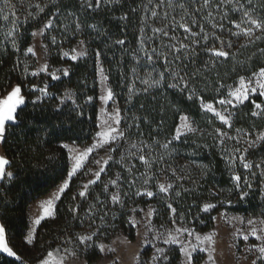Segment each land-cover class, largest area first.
I'll return each instance as SVG.
<instances>
[{"label": "trees", "instance_id": "trees-1", "mask_svg": "<svg viewBox=\"0 0 264 264\" xmlns=\"http://www.w3.org/2000/svg\"><path fill=\"white\" fill-rule=\"evenodd\" d=\"M252 20L264 25V0H0V99L16 86L25 99L2 142L13 175L0 184V223L19 259L0 253V264H35L65 248L81 249L95 264L103 257L99 243L120 232L135 241L130 217L137 206H154L158 226L176 217L200 232L212 230L223 210L264 215V139L250 142L264 134V110L253 114L263 99L239 107L230 130L202 108L264 69V27ZM49 22L55 80L32 74L37 63L27 51ZM80 42L87 56L64 59L63 50ZM99 60L121 110L123 137L86 195L87 168L71 181L29 246L31 206L69 177L65 146H89L98 134ZM45 86L47 95L40 92ZM183 115L195 130L175 141ZM206 204L216 207L207 212ZM179 260L174 249L168 264Z\"/></svg>", "mask_w": 264, "mask_h": 264}, {"label": "rangeland", "instance_id": "rangeland-1", "mask_svg": "<svg viewBox=\"0 0 264 264\" xmlns=\"http://www.w3.org/2000/svg\"><path fill=\"white\" fill-rule=\"evenodd\" d=\"M49 23L34 32L33 42L29 47L33 49V52H28V55L34 57L37 63L35 69L32 71V74H38L34 76H39L41 74H48L52 76L54 74L59 77L57 70L53 72L48 71L49 49L45 42V36L46 31L51 27H48ZM65 53H68V55L66 56ZM80 53L83 54L79 55ZM73 55L77 56L75 60L72 59ZM62 56L66 60H81L87 56L86 46L83 42H80L72 49L63 50ZM45 66L47 68L46 71L43 70ZM259 73L260 71L252 76L244 77L243 86L241 85L240 80L238 85L228 93L227 97L221 99L225 101V103L221 104V100H218L215 103H204L202 105L204 112L215 116L218 121L227 128V130H230L233 125V118L236 110L239 107L244 105L249 99L256 96H260L264 101V95H261V92L264 91V89H261V84L264 83V77H260ZM98 81V134L93 143L89 146H78L76 144H67L65 146L70 159L69 177L47 197L37 201L31 206L29 210L30 229L25 238V242L27 243L28 237H32V243H27L29 246L33 245L37 230L41 223L46 219L54 217L57 204L69 188L71 181L85 168H87L88 177L82 184L81 188V192L87 193L88 189L95 185L105 172L107 165L112 159L115 147L123 137L121 129V110L114 100L113 91L109 83V77L101 60L98 61ZM109 89L112 92L111 99L107 98ZM253 89H255V91H253ZM12 90L1 99H5L12 92ZM237 90H239L241 94L247 90L248 98L237 99L236 96L231 95V93L237 92ZM40 98L41 97H39V99ZM208 104L213 106L215 109L214 112L209 111L205 107V105ZM260 105V108L256 107V115L261 114L264 110V106L262 104ZM216 112H219L222 116L226 117L228 123H224L215 114ZM185 117L186 119H182ZM117 120L119 121L118 123ZM113 129H115V131H113ZM194 130L195 126L193 121L186 115H183L180 119L174 140L178 141L180 138L192 133ZM101 133H111V135L106 138L104 135H101ZM177 137H179V139H177ZM247 137H250V134L247 135ZM261 137H264V134L256 135L253 140H250V142L254 140L261 141ZM88 149H92V151L88 152ZM85 153H87V155L83 160L81 167L76 168V158ZM0 156L5 157L2 152V142H0ZM74 168L76 169L75 171H73ZM97 173H99V177H97ZM2 180H0V184ZM65 183H67L68 186L63 192H61L60 190ZM162 185L168 190V186L166 184ZM49 200L52 201L50 209L52 213L51 215H47L42 207V205ZM215 207L216 206L214 205V207L209 209L207 212L213 210ZM154 216L155 208L152 205L146 209L140 206L135 207L132 210V215L130 217V223L136 230L135 241H131L127 235L120 232L110 243H99L98 246H104V250L101 251L103 257L95 264H168L174 249H177L180 254L178 264H188L187 257L185 252L182 251V248L187 249L192 253L191 264L264 263V253L259 252V248L264 247V215L246 216L240 213L223 210L215 216L214 227L209 232H200L196 230L193 225H188L176 217L172 218L171 224L166 223L162 226H158L154 222ZM37 219H40V223L38 225L34 223ZM249 221H252V223H249ZM254 228L256 229L255 236L252 235V229ZM182 229H187L188 231H178ZM189 232L192 234L189 235ZM209 235L213 237L214 242H209L204 239ZM196 236H199L200 240H197ZM245 236H247V239L244 238ZM257 237H260V239ZM173 238H175L178 242L171 243ZM165 241L169 242L166 243ZM85 242L83 243L84 245ZM193 248H195L194 251ZM157 249H162L163 252H158ZM80 250L81 249L79 248L56 249L51 252V256L48 255L45 259L35 264H45L46 261L47 264H88L81 256ZM148 250H151V254L148 257H145V253ZM210 256L212 259L209 258Z\"/></svg>", "mask_w": 264, "mask_h": 264}, {"label": "snow or ice", "instance_id": "snow-or-ice-1", "mask_svg": "<svg viewBox=\"0 0 264 264\" xmlns=\"http://www.w3.org/2000/svg\"><path fill=\"white\" fill-rule=\"evenodd\" d=\"M249 2H251V0H249ZM5 3H7V0H5ZM247 15V13H245ZM252 24H254L257 28H261V27H264V25H262L259 21H256V20H252L251 21ZM51 26V23H49L48 27ZM249 31V34H251V31ZM120 43H123V41H120ZM28 52H33V49L29 48L27 50ZM83 53H80L79 55H82ZM65 55L67 56L68 53H65ZM216 55L217 56H227L228 53L226 52H223V51H218L216 52ZM77 56L76 55H73L72 56V59H76ZM44 71L47 70L46 66L45 68L43 69ZM38 73H33V75H37ZM64 75L67 76L68 75V72L67 70L64 71ZM260 77H264V69H261L260 70V73H259ZM52 78L55 80V79H59V77L55 76L54 74L52 75ZM244 84V80L243 78H241V85L243 86ZM261 89H264V83L261 84ZM40 91L47 95V86H45L44 89H40ZM253 91H255V89H253ZM231 95H234L236 96L237 99H247L248 96H247V90H245V92L243 94L240 93L239 90H237V92H234V93H231ZM261 95H264V91L261 92ZM107 98L108 99H111L112 98V92L111 90L109 89L108 90V94H107ZM39 99V98H38ZM35 103V101L33 102ZM221 104L225 103V101L221 100L220 101ZM25 104V99L24 97L21 95V88L20 86H16L12 92L5 98V99H0V142H3L4 139H5V135H6V130H7V127L9 125H16L18 123V120H17V109L20 108L21 105ZM257 108H260L261 105L260 104H256L255 105ZM205 107L209 110V111H215V109L213 108V106L211 104H208V105H205ZM224 123H228V120L226 117L222 116L219 112H216L215 113ZM254 115L256 113H253ZM182 119H186L185 118H182ZM119 121L117 120V123ZM187 126V125H186ZM191 130V129H190ZM113 131H115V129H113ZM101 135H104L106 138L108 136L111 135V133H101ZM177 139H179V137H177ZM261 139H264V137H261ZM92 149H88V152H91ZM86 155L87 153L85 154H81L80 156H78L76 158V168H79L81 167L82 165V162L83 160L86 158ZM141 159L143 160L144 157H141ZM9 165V161L3 157V156H0V180L2 179H5V178H8V179H11L12 178V173L11 172H6V168L7 166ZM244 167L245 168H250L251 165L250 164H244ZM76 169L74 168L73 171H75ZM97 177H99V173H97ZM235 179L237 181H239L240 177L237 176L235 177ZM67 183H65V185L61 188V192L64 191L65 188H67ZM160 190L162 192H166L167 191V188H165V186L161 185L160 186ZM81 196H84L86 195L85 192H81L80 193ZM147 195L149 196H152L153 193L151 192H148ZM246 195V193H245ZM119 197L117 196H114L113 197V200H118ZM51 206H52V201L49 200L47 202L44 203V205H42V207L44 208V212L47 214V215H51ZM214 205L212 204H206L204 206V210L205 211H208L209 209L213 208ZM169 208H171V205H169ZM173 211H175L173 209ZM35 224H39L40 223V219H37L35 222ZM249 223H252V221H249ZM178 231H188L187 229H182V230H178ZM192 233L189 232V235H191ZM252 235H256V229H252ZM245 239H247V236L244 237ZM258 239H260V237H257ZM81 243H84L85 241H90L92 239V236H82L79 238ZM196 239L197 240H200V237L199 236H196ZM205 240H208L209 242H214L213 241V237L211 235L209 236H206L204 238ZM166 243L169 242V241H165ZM178 241L173 238L171 240V243H177ZM202 242V241H201ZM27 243H32V237L29 236L28 239H27ZM100 251H103L104 250V246L103 245H100ZM195 250V248H193V251ZM158 252H163L162 249H157ZM182 251L185 252V255L187 257V260H188V264H191V259H192V253L189 252L187 249H183L182 248ZM0 252H3V253H6L8 256H13V257H16L17 259H19V257L17 256V254L13 251V249L11 247H9L8 243L5 241V229L3 227V225H0ZM259 252L260 253H264V247H260L259 248ZM52 253H49V256H51ZM210 259H212V257L210 256L209 257ZM45 264H47V261L45 262Z\"/></svg>", "mask_w": 264, "mask_h": 264}]
</instances>
